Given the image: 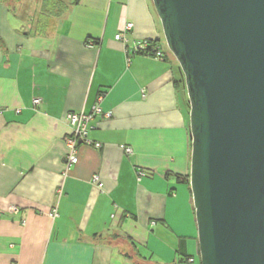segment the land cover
Returning a JSON list of instances; mask_svg holds the SVG:
<instances>
[{
	"label": "crops",
	"instance_id": "crops-1",
	"mask_svg": "<svg viewBox=\"0 0 264 264\" xmlns=\"http://www.w3.org/2000/svg\"><path fill=\"white\" fill-rule=\"evenodd\" d=\"M127 21L165 58L117 39ZM31 24L0 4V264H201L190 103L153 0H79L49 33ZM96 104L112 113L93 119L101 146L70 164L66 115Z\"/></svg>",
	"mask_w": 264,
	"mask_h": 264
},
{
	"label": "water",
	"instance_id": "water-1",
	"mask_svg": "<svg viewBox=\"0 0 264 264\" xmlns=\"http://www.w3.org/2000/svg\"><path fill=\"white\" fill-rule=\"evenodd\" d=\"M190 103L201 264H264V0H153Z\"/></svg>",
	"mask_w": 264,
	"mask_h": 264
},
{
	"label": "built area",
	"instance_id": "built-area-1",
	"mask_svg": "<svg viewBox=\"0 0 264 264\" xmlns=\"http://www.w3.org/2000/svg\"><path fill=\"white\" fill-rule=\"evenodd\" d=\"M133 28V22L127 21L125 28L122 32L116 34V38L123 40L128 48H130L134 53H142L145 55L155 56L158 58H164V52L161 46L157 43H154L151 39L143 40H133L132 43L129 42L127 33L130 32ZM40 99H35V102L38 103ZM111 112H104L102 108L96 104L90 112L83 110L80 111H71L67 113L66 118L70 125L71 132L66 136V142L70 148V153L68 154V163H76L78 161L79 145L80 143L92 144L95 147H100L101 143L93 142L90 139V132L95 128L93 124V119L97 115H103L105 117H110ZM127 152H131L130 147H126ZM91 181L96 184L98 187L102 188L104 183L101 181L100 176L97 173H94L91 177ZM15 211H18L17 207H13ZM52 215L57 214V210H53ZM193 257H189V261H193Z\"/></svg>",
	"mask_w": 264,
	"mask_h": 264
},
{
	"label": "trees",
	"instance_id": "trees-1",
	"mask_svg": "<svg viewBox=\"0 0 264 264\" xmlns=\"http://www.w3.org/2000/svg\"><path fill=\"white\" fill-rule=\"evenodd\" d=\"M20 0H0V4H4L8 10L10 11H16L17 7H15L16 3H19ZM39 1V0H37ZM15 2V4H12ZM41 5L39 8V14L37 17V20L35 22L32 20V26L30 27V30L28 33H49L51 30V25L54 23L55 19L60 17L66 10H68L70 4H77L79 0H40ZM27 9L28 5H26L20 13H18L20 18H26L27 16ZM32 31V32H31ZM154 43L159 44L158 39H151ZM160 45V44H159ZM170 54L174 57L172 52L169 50ZM165 58V54H164ZM176 83H178V80H176ZM181 178V177H180ZM185 179V177H182ZM185 180L190 182V178L187 177ZM200 256V255H199ZM134 260L137 264H144V259L140 255L133 256ZM183 261V260H182ZM189 256L185 258L183 261L184 264H188Z\"/></svg>",
	"mask_w": 264,
	"mask_h": 264
},
{
	"label": "rangeland",
	"instance_id": "rangeland-1",
	"mask_svg": "<svg viewBox=\"0 0 264 264\" xmlns=\"http://www.w3.org/2000/svg\"><path fill=\"white\" fill-rule=\"evenodd\" d=\"M12 4H15V2H13ZM17 7V10L15 11L17 14L20 13V11L26 6L28 5V9H27V16H26V19L28 22H35V20H37V17H38V14H39V8H40V5H41V2L40 0L37 1V0H20L19 3H16L15 4ZM30 18H32V20H30ZM16 23V22H15ZM19 24V22H17ZM36 23V22H35ZM32 26V25H31ZM163 44L167 47V52L169 53L170 56H172L169 52V48H168V45H167V42H166V38L163 40ZM173 54V53H172ZM173 58V61H174V67L176 68L177 71H179L180 73V76H181V81H180V86H181V89H186L187 91V88H186V81H185V74L182 70V67L179 63V61L176 59V57L172 56ZM187 96H188V93H187Z\"/></svg>",
	"mask_w": 264,
	"mask_h": 264
}]
</instances>
